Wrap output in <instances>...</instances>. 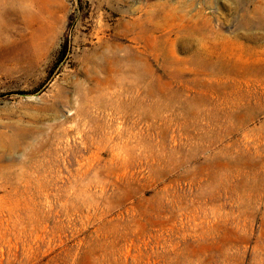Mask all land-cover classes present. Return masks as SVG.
Here are the masks:
<instances>
[{
    "label": "rangeland",
    "instance_id": "374dc122",
    "mask_svg": "<svg viewBox=\"0 0 264 264\" xmlns=\"http://www.w3.org/2000/svg\"><path fill=\"white\" fill-rule=\"evenodd\" d=\"M10 3L0 264H264V0Z\"/></svg>",
    "mask_w": 264,
    "mask_h": 264
},
{
    "label": "bare ground",
    "instance_id": "6f19581e",
    "mask_svg": "<svg viewBox=\"0 0 264 264\" xmlns=\"http://www.w3.org/2000/svg\"><path fill=\"white\" fill-rule=\"evenodd\" d=\"M15 2H18V0H11V7L12 6H15ZM9 4V5H10ZM187 4V3H186ZM184 5V4H183ZM4 6V5H3ZM186 6V5H185ZM190 6V5H189ZM5 7V6H4ZM2 9V8H1ZM160 9V8H159ZM163 9V8H162ZM170 8H168V10H169ZM6 10V9H5ZM13 10L14 11H17L16 10V7L15 8H13ZM20 11V10H19ZM162 11V10H161ZM154 12V11H153ZM156 12V11H155ZM169 12V11H168ZM0 13H1V11H0ZM21 13V12H20ZM150 13H151V11H150ZM160 14V13H159ZM164 14V13H163ZM157 15V14H156ZM167 15V14H166ZM164 16H165V14H164ZM173 16V15H172ZM149 17V16H148ZM161 17V16H160ZM170 17V16H169ZM147 18V17H146ZM154 18V17H153ZM150 19V18H149ZM160 19V18H159ZM202 19V18H201ZM163 20H164V18H163ZM172 20V19H171ZM168 21V20H167ZM166 21V22H167ZM152 22V21H151ZM156 22V21H155ZM154 22V23H155ZM159 21H157L156 23H158ZM161 22V21H160ZM177 22V21H176ZM153 23V24H154ZM180 23V22H179ZM160 24V23H159ZM169 24H171V23H169ZM172 25V24H171ZM139 36H141V35H139ZM172 38V37H171ZM176 38V37H175ZM152 39V38H151ZM169 40V39H168ZM206 41V40H205ZM205 41H204V39L201 37V34H199L198 35V37H196V38H192V37H185V38H181L179 41H177V40H170L169 41V53L171 54V55H175V53H176V49H177V47L178 46H180L181 48H183V49H191V48H193V46H195V49H196V54H198V53H200L201 54V52L203 51V49L206 47L205 45H206V43H205Z\"/></svg>",
    "mask_w": 264,
    "mask_h": 264
}]
</instances>
